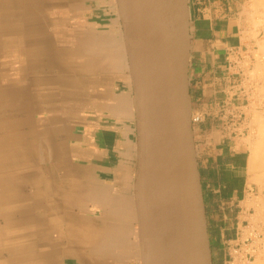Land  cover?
<instances>
[{
  "label": "crops",
  "instance_id": "0c3cea01",
  "mask_svg": "<svg viewBox=\"0 0 264 264\" xmlns=\"http://www.w3.org/2000/svg\"><path fill=\"white\" fill-rule=\"evenodd\" d=\"M189 3L193 112L206 113L194 137H213L198 162L217 264L255 208L250 144L218 136L217 115L230 100L251 117L264 110V40L246 38L248 0ZM136 164L116 0H0V264H144Z\"/></svg>",
  "mask_w": 264,
  "mask_h": 264
},
{
  "label": "water",
  "instance_id": "95a60500",
  "mask_svg": "<svg viewBox=\"0 0 264 264\" xmlns=\"http://www.w3.org/2000/svg\"><path fill=\"white\" fill-rule=\"evenodd\" d=\"M116 2L135 101L143 262L214 264L191 120L189 0ZM155 144L160 168L152 161Z\"/></svg>",
  "mask_w": 264,
  "mask_h": 264
},
{
  "label": "built area",
  "instance_id": "2783aa9c",
  "mask_svg": "<svg viewBox=\"0 0 264 264\" xmlns=\"http://www.w3.org/2000/svg\"><path fill=\"white\" fill-rule=\"evenodd\" d=\"M242 82V81H241ZM230 100L225 101L218 112L217 118L220 122L218 136H225L229 132L232 136H245L248 130L247 112L242 106ZM206 113L195 110L193 113L194 126L205 120ZM206 134V133H205ZM203 137L197 139V150L201 154L206 151L208 144L213 139ZM256 192V188L249 189ZM264 235V223H251L250 220L235 227V234L230 239H225L220 247L221 264H251L254 252L258 249L257 244Z\"/></svg>",
  "mask_w": 264,
  "mask_h": 264
},
{
  "label": "bare ground",
  "instance_id": "6f19581e",
  "mask_svg": "<svg viewBox=\"0 0 264 264\" xmlns=\"http://www.w3.org/2000/svg\"><path fill=\"white\" fill-rule=\"evenodd\" d=\"M248 3L250 4V6H249V8L250 9H246L248 6L246 5V7H245V14L246 13H248L249 15H251L250 16V18L253 16V15H255V14H257L258 15V13H262V15H264V11H262V10H264L263 8H264V0H248ZM244 11V10H243ZM244 14V15H245ZM258 16H260V15H258ZM256 18H257V16H255ZM254 18V17H253ZM261 18V17H260ZM262 20V19H261ZM254 21H256V20H254ZM262 21H264V20H262ZM248 23H250V22H248ZM248 26H250V25H248ZM250 28V27H249ZM248 30V29H247ZM124 31V30H123ZM263 35V34H262ZM264 38V37H263ZM246 39V38H245ZM248 40H250V39H248ZM252 40V39H251ZM139 36L137 35V34H134V45H135V48H136V55H137V57H138V59L139 60H141V57H142V55H141V53H139ZM191 46V45H190ZM253 48V47H252ZM128 52V51H127ZM247 53V52H246ZM249 54V53H248ZM246 55V54H245ZM251 55H252V53H251ZM257 55V54H256ZM259 55V54H258ZM245 57H247V55L245 56ZM248 58H249V56H248ZM242 61V60H241ZM244 61V60H243ZM242 61V62H243ZM248 62V61H247ZM130 63V62H129ZM245 62H243V65H245L244 64ZM253 64V63H252ZM247 65V64H246ZM248 66V65H247ZM247 68V67H246ZM257 68V67H256ZM257 69H259V68H257ZM247 70V69H246ZM250 70H251V68H250ZM256 70V69H255ZM254 70V71H255ZM251 71H249L248 73H250ZM256 72H257V70H256ZM255 72V73H256ZM252 73H254V72H251L250 74H252ZM252 76V75H251ZM251 76H250V78H251ZM254 77V76H253ZM261 77V76H260ZM263 77H264V75H263ZM255 78V77H254ZM253 78V79H254ZM258 80V79H257ZM260 80H262V79H260ZM256 81V80H255ZM259 81V80H258ZM248 82V81H247ZM249 84V83H248ZM253 84V83H252ZM249 86H251V85H249ZM248 86V87H249ZM256 86V85H255ZM262 86H264V85H262ZM250 88V87H249ZM248 88V89H249ZM247 89V88H246ZM251 90V89H250ZM249 92V91H248ZM247 92V93H248ZM263 95V94H262ZM248 95L246 94L245 95V97H247ZM252 96V95H251ZM250 96V97H251ZM256 96V95H255ZM263 98V97H262ZM251 99H252V97H251ZM257 99V98H256ZM250 100V99H249ZM254 100V99H253ZM260 100V99H259ZM264 100V99H263ZM193 101V100H192ZM257 102V101H256ZM259 102V101H258ZM261 102V101H260ZM253 103H254V101H253ZM260 104V103H259ZM263 104V103H262ZM237 105V104H236ZM240 106H242V108H245V106L244 105H240ZM221 107V106H220ZM246 109V108H245ZM250 109H253V106L250 108ZM264 111V110H263ZM255 112H256V110H255ZM254 112V113H255ZM193 110H192V116H191V120H192V124H193V119H192V117H193ZM254 113H253V115H254ZM256 115V114H255ZM250 117H251V115H250V111L248 110L247 111V126H248V130H247V133L245 134V136L246 137H248V135H249V133H250V130H253L252 128H251V126H250V121L252 122V117H251V120H250ZM259 117V116H258ZM262 117V116H261ZM254 118V117H253ZM263 118V117H262ZM250 120V121H249ZM257 120V119H256ZM254 121V120H253ZM254 123V122H253ZM262 123H263V121H262ZM262 123H260L259 122V124H261V125H264V124H262ZM194 125V124H193ZM260 125V126H261ZM218 127H220L219 126V124H217L216 125V129L218 128ZM261 128V127H260ZM193 130H194V128H193ZM258 130V129H257ZM217 131V130H216ZM258 133V132H257ZM259 133H260V131H259ZM194 139H195V137H194ZM251 142V141H250ZM253 145V144H252ZM195 148H196V154H197V158H198V155H199V153H198V150H197V141H195ZM250 159H249V172L251 173V181L252 180H258V178H260L259 177V173L258 172H260V169H262V168H264V127H262V133L260 134V137H259V139H258V141L253 145V147H251L250 148ZM152 161H153V163H154V165L157 167V168H160L161 167V156H160V151H159V149H158V146L155 144L154 145V148H153V151H152ZM261 174H262V172H261ZM259 181V180H258ZM261 181V180H260ZM259 181V182H260ZM258 184V183H257ZM258 186V185H257ZM260 186H261V184H260ZM263 187V186H262ZM262 187H258V189H261ZM250 188V187H249ZM253 188V187H252ZM251 188V189H252ZM254 189V188H253ZM259 191V195L257 196V198H256V200H254V201H251V202H254V211L252 212V214H251V218H250V216L248 217V218H250L249 220L251 221V223H256V224H258V223H264L263 221H261L260 219H259V216L260 217H263L264 215V195H263V199L262 198H260L259 196L261 195L260 193V190H258ZM255 192H253V194H254ZM251 196H254V195H252V192H251ZM256 197V196H255ZM254 197V198H255ZM259 197V198H258ZM253 198V197H252ZM251 198V199H252ZM241 202V201H240ZM260 204L261 205H263V207L262 206H260ZM257 206V207H256ZM138 211H139V202H138ZM139 214H140V211H139ZM139 226H140V215H139ZM140 235H141V232H140ZM232 238V237H231ZM230 239V238H229ZM261 240L259 241V243L257 244V246H258V249L257 250H255V252H254V258H253V260H252V262H251V264H264V235H263V237H261L260 238ZM142 243V242H141ZM210 244H211V242H210ZM212 249V248H211ZM261 252V253H260ZM259 254H262V257H263V259H258L257 260V258H259ZM212 255H213V252H212ZM217 260V259H216ZM215 261H214V258H213V263H214Z\"/></svg>",
  "mask_w": 264,
  "mask_h": 264
},
{
  "label": "rangeland",
  "instance_id": "374dc122",
  "mask_svg": "<svg viewBox=\"0 0 264 264\" xmlns=\"http://www.w3.org/2000/svg\"><path fill=\"white\" fill-rule=\"evenodd\" d=\"M248 7L246 8V9H250L249 8V6H250V4L249 3H247L246 4ZM264 9V8H263ZM262 11H264V10H262ZM258 15H260V16H258ZM258 15L257 14H255V15H253L251 18H250V16L251 15H249L248 13H246L245 14V16H246V35H248V36H246V38L247 39H252L253 41H256L258 44H259V42L261 41V40H264V21H262V20H264V15H262V13H258ZM255 16H257V18L255 17ZM254 17V18H253ZM261 17V18H260ZM262 19V20H261ZM254 20H256V21H254ZM248 22H250V23H248ZM248 25H250V26H248ZM250 27V28H249ZM248 29V30H247ZM263 34V35H262ZM259 54V53H258ZM260 55V54H259ZM257 60H259V59H257ZM262 85H264V83L263 84H260V85H258L257 87H256V91H255V94H257V95H259V94H263L264 95V86H262ZM263 105H264V103H263ZM255 110H256V112H255ZM254 115L252 116V122L250 121L251 120V117H250V126H251V128L253 129V130H250V133H249V135H248V137H247V141L249 142V144H250V148L251 147H253V145L258 141V139H259V137H260V134L262 133V127H264V125H261V124H259V122L260 123H262V121H263V123L262 124H264V111L263 110H261V111H258L257 112V109H254ZM256 114V115H255ZM259 116V117H258ZM263 118H262V117ZM254 117V118H253ZM257 119V120H256ZM254 120V121H253ZM254 122V123H253ZM261 125V126H260ZM261 127V128H260ZM258 129V130H257ZM259 131H260V133H259ZM258 132V133H257ZM251 141V142H250ZM253 144V145H252ZM251 151V150H250ZM261 172H262V174H261ZM259 174V177L260 178H258V180L260 181H254V180H250V187L252 188V187H255L256 188V192L253 194L252 193V195H254V196H252L253 197V199L254 200H256V198H257V196L259 195V191L258 190H260V198H262L263 199V195H264V168H262V169H260V172H258ZM258 183V184H257ZM260 184H261V186H260ZM258 185V186H257ZM263 186V187H262ZM258 187H262L261 189H258ZM256 196V197H255ZM255 197V198H254ZM258 197V198H259ZM253 200V201H254ZM253 203V205H254V202H252ZM255 206V205H254ZM260 206H262L263 207V205H261L260 204ZM257 207V206H256ZM264 208V207H263ZM264 213V212H263ZM264 215V214H263ZM261 218V219H260ZM259 219L261 220V221H263L264 222V216L263 217H260L259 216ZM261 253V252H260ZM214 257V256H213ZM218 259H217V264H221V262L220 261H222L221 260V257H220V255L217 257ZM258 259H263V257H262V254H259V258H257V260Z\"/></svg>",
  "mask_w": 264,
  "mask_h": 264
}]
</instances>
